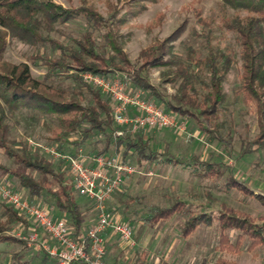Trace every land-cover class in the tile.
Here are the masks:
<instances>
[{
    "label": "trees",
    "instance_id": "obj_1",
    "mask_svg": "<svg viewBox=\"0 0 264 264\" xmlns=\"http://www.w3.org/2000/svg\"><path fill=\"white\" fill-rule=\"evenodd\" d=\"M149 0H107L109 15L105 16L87 0L77 7H66L55 0H0V150L11 160V164L0 162V173L19 180L21 186L32 197L43 199L52 212L58 209L65 214L74 234L79 235L87 211L78 202L73 181L61 167L38 150L28 140L13 137L10 118L23 110L41 112L51 119L49 130L53 139L65 142L75 133L86 141L93 135L104 138L105 145L95 154L122 152L125 158L137 155V160L153 161L166 155L153 150L144 130L114 138L117 126L113 119L112 97L84 78L91 72L105 77L132 68L123 43L120 25L127 16H119L117 4H139ZM223 7H231L244 15L226 12L220 18L219 27L233 32L240 44L242 61L241 93L246 105H254L259 133L247 141L244 153L264 150V0H221ZM217 17L199 18L208 26L205 37L207 54L202 55L196 47H188L184 56L175 52V41L184 32L186 21L176 31L163 39L143 48L138 57L133 83L146 91L147 99L161 97L152 88L148 79L150 70L162 69V80L175 87L166 110L194 118L199 127L219 140H225L220 130L223 126L220 108L226 100L224 83L236 59L233 54L219 49L212 43L211 25ZM82 21L86 29L80 35L68 32L62 26L69 22ZM59 34L64 39L55 36ZM14 38L34 47L47 46L53 52L31 55L34 62L47 68L43 77H36L28 62H11L5 59L8 38ZM68 80L72 85L60 82ZM149 90V93L147 92ZM256 146V147H255ZM59 150H62L59 148ZM167 162L200 165L204 177H219L223 173L208 160L190 159ZM227 188L236 187L255 196L264 204V195L255 193L245 184L230 176ZM78 194V195H77ZM187 202L178 199L168 206H155L146 220L157 224L182 212ZM181 228V236L189 237L200 227L217 226L219 241L217 248L229 253H240L242 242L248 240V250L264 245V215L254 217L226 203L215 211H193ZM53 214V212H52ZM25 219L12 207L6 208V218L0 219V241L15 240L6 232L16 222ZM236 232V240L232 233ZM11 264H58L56 257L45 251H33L30 258L15 255ZM108 259V256H107ZM212 264H238L219 257Z\"/></svg>",
    "mask_w": 264,
    "mask_h": 264
},
{
    "label": "rangeland",
    "instance_id": "obj_2",
    "mask_svg": "<svg viewBox=\"0 0 264 264\" xmlns=\"http://www.w3.org/2000/svg\"><path fill=\"white\" fill-rule=\"evenodd\" d=\"M66 7H77L83 0H55ZM116 3V0H112ZM107 0H87L89 5L96 7L105 16L109 15ZM119 16H127L120 25L121 41L132 63V68L117 72L119 76L127 75L133 79L138 67L140 51L155 42H161L172 35L186 21V28L174 42L175 52L184 56L189 46L196 47L202 55L207 54L205 37L199 36L208 31L209 27L200 23L199 18L217 17L211 25L212 43L219 49L234 55L236 62L226 77L224 87L226 100L220 108L223 126L220 130L225 140L213 138L204 132L197 121L188 116L177 115L187 122L185 132L173 128L147 129L144 133L149 138L150 146L166 156L157 160L139 162L137 155H130V160L138 166V172L128 178V184L122 187L110 201V206L118 217L128 221L134 227L137 246L130 247L121 243L118 236H110L108 261L117 264H212L217 258L223 257L238 264H264V245L248 250L249 242L244 240L240 253H229L217 248L219 241L218 227H200L189 237L181 236V228L193 211H215L222 203H226L239 211L254 217L264 215V204L255 196L245 193L236 187L227 188L230 176L245 184L255 193L264 195V150L255 153H244L247 141L254 139L259 133L257 114L254 105H246L241 93L242 61L240 44L236 35L219 27L220 18L225 14L234 15L245 12L231 7L224 8L221 0H149L139 4H117ZM74 35H80L86 24L82 21L69 22L62 26ZM64 39L63 36L55 34ZM36 53L53 54L47 46L34 47L14 38H8L5 59L11 62H28L36 77H43L47 68L40 62H34L31 55ZM162 69H152L148 79L161 97L151 96V101L167 108L171 95L176 92L174 86L162 80ZM64 86L72 85L70 81H61ZM132 89H137L132 82ZM149 93V90H147ZM51 119L41 112L23 110L10 118L13 137L26 139L30 145L50 159L56 167H61L72 179L68 162L56 157L46 148L54 147L65 155L89 157L105 145L104 138L93 135L86 141L80 133L73 134L61 143L53 139L49 130ZM256 147V146H255ZM61 148L62 150H59ZM113 146L108 153L113 152ZM193 156L200 161L208 160L222 171L219 177H204L197 172L203 171L200 165L177 164L167 162V157L175 160L190 159ZM0 162L11 164V160L0 150ZM0 184L20 192L26 199L50 209L49 205L37 197H32L16 178L0 173ZM78 195V194H77ZM178 199L185 200L187 205L182 212L173 217L152 224L146 220L155 206H168ZM78 202L87 211L84 227L85 232L97 218L93 204L84 196H78ZM10 206L0 194V219L6 218V208ZM25 223L16 222L7 231L15 240L0 241V263L11 264L16 261L15 255H24L23 259L33 255L32 248L26 244L24 237L36 232L50 244L54 241L39 227L31 217L20 214ZM63 215V214H61ZM60 215V216H61ZM65 216V215H64ZM67 217V216H66ZM75 232L74 228L71 227ZM236 240V232L232 233Z\"/></svg>",
    "mask_w": 264,
    "mask_h": 264
},
{
    "label": "built area",
    "instance_id": "obj_3",
    "mask_svg": "<svg viewBox=\"0 0 264 264\" xmlns=\"http://www.w3.org/2000/svg\"><path fill=\"white\" fill-rule=\"evenodd\" d=\"M83 75L112 97L113 119L117 126L114 138L125 135L126 131L135 133L141 129L186 131L185 120L147 99L144 89H132L131 77L118 74L105 77L91 72ZM46 149L68 162L76 192L93 204L97 218L85 232L76 235L65 216L56 217L47 207L34 204L20 192L0 184L3 199L18 213L31 217L55 243L50 244L38 233L30 232L24 237L27 246L56 257L58 264H117L107 260L105 234H117L122 243L130 247L137 246V238L132 224L118 217L110 201L128 178L138 172V166L130 158H125L122 152L81 158L62 154L54 147Z\"/></svg>",
    "mask_w": 264,
    "mask_h": 264
},
{
    "label": "crops",
    "instance_id": "obj_4",
    "mask_svg": "<svg viewBox=\"0 0 264 264\" xmlns=\"http://www.w3.org/2000/svg\"><path fill=\"white\" fill-rule=\"evenodd\" d=\"M128 184V180H127V182L124 184V186L125 185H127ZM123 186V187H124ZM123 189H121L120 191H122ZM53 215H55L56 217H60V215L61 214H63L62 212H60L58 209H54L53 211ZM65 214H63V215H61V216H64ZM66 216V215H65ZM92 225V224H91ZM113 235H115V236H118L117 234H115V233H112V232H107L106 234H105V237H106V244H107V249H108V246H109V244H110V236H113ZM119 237V236H118ZM138 238V237H137ZM138 240V239H137ZM119 241L122 243V241L120 240V238H119ZM33 250V249H32ZM34 251H37V250H34Z\"/></svg>",
    "mask_w": 264,
    "mask_h": 264
}]
</instances>
